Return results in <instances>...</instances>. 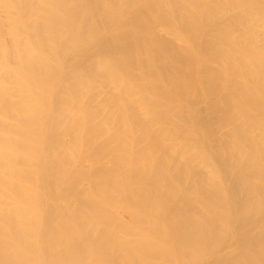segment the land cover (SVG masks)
Listing matches in <instances>:
<instances>
[{
  "label": "bare ground",
  "instance_id": "1",
  "mask_svg": "<svg viewBox=\"0 0 264 264\" xmlns=\"http://www.w3.org/2000/svg\"><path fill=\"white\" fill-rule=\"evenodd\" d=\"M0 264H264V0H0Z\"/></svg>",
  "mask_w": 264,
  "mask_h": 264
}]
</instances>
